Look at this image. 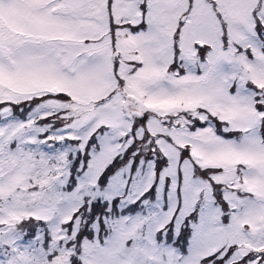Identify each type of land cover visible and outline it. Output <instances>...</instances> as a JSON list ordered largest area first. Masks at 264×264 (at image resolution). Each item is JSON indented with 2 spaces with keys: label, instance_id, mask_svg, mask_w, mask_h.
I'll return each instance as SVG.
<instances>
[{
  "label": "snow or ice",
  "instance_id": "6c2138e0",
  "mask_svg": "<svg viewBox=\"0 0 264 264\" xmlns=\"http://www.w3.org/2000/svg\"><path fill=\"white\" fill-rule=\"evenodd\" d=\"M0 264H264V0H0Z\"/></svg>",
  "mask_w": 264,
  "mask_h": 264
}]
</instances>
